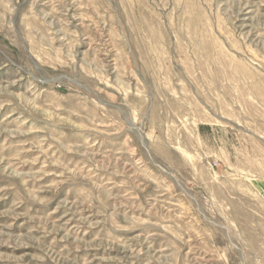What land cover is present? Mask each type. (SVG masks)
I'll return each mask as SVG.
<instances>
[{
  "label": "rangeland",
  "instance_id": "rangeland-1",
  "mask_svg": "<svg viewBox=\"0 0 264 264\" xmlns=\"http://www.w3.org/2000/svg\"><path fill=\"white\" fill-rule=\"evenodd\" d=\"M0 264H264V0H0Z\"/></svg>",
  "mask_w": 264,
  "mask_h": 264
}]
</instances>
